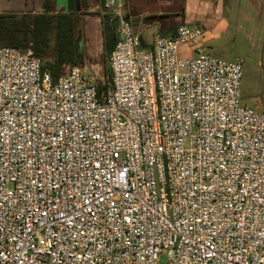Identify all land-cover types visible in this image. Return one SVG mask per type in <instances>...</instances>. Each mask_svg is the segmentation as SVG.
Segmentation results:
<instances>
[{
    "label": "built area",
    "instance_id": "obj_1",
    "mask_svg": "<svg viewBox=\"0 0 264 264\" xmlns=\"http://www.w3.org/2000/svg\"><path fill=\"white\" fill-rule=\"evenodd\" d=\"M108 89L0 46V264H264V111L244 59L180 24L144 47L126 0ZM190 44L192 58L179 55Z\"/></svg>",
    "mask_w": 264,
    "mask_h": 264
},
{
    "label": "rangeland",
    "instance_id": "obj_2",
    "mask_svg": "<svg viewBox=\"0 0 264 264\" xmlns=\"http://www.w3.org/2000/svg\"><path fill=\"white\" fill-rule=\"evenodd\" d=\"M86 6L80 7L77 29L80 45L83 51V71L92 80L99 83L105 81L103 68V29L100 14L109 15L112 23V10L100 8L99 0H86ZM40 0H0V11L13 13L10 23L19 24L23 14H32L42 10ZM61 11L64 7L54 8ZM253 23L244 24L248 35L244 31L234 32L222 46L216 50H209L212 55L232 61L237 57L244 59V74L242 79V103L258 111H264V16L256 18ZM53 42V39L51 43ZM165 257L161 258L164 264Z\"/></svg>",
    "mask_w": 264,
    "mask_h": 264
},
{
    "label": "trees",
    "instance_id": "obj_3",
    "mask_svg": "<svg viewBox=\"0 0 264 264\" xmlns=\"http://www.w3.org/2000/svg\"><path fill=\"white\" fill-rule=\"evenodd\" d=\"M104 1L99 0L100 8ZM86 0H65L64 9L55 11L50 0H44L43 10L28 16L23 14L19 24L10 23L13 13H0V46L14 45L24 49L33 43L34 53L43 61V69L51 72L56 79L73 65L83 62L77 23L80 7L86 6ZM57 8V7H56ZM103 29V68L105 81L97 83L99 93L110 86L111 68L109 56L119 39L118 20L114 16L112 23L109 15L100 14ZM53 39V42L51 43Z\"/></svg>",
    "mask_w": 264,
    "mask_h": 264
},
{
    "label": "crops",
    "instance_id": "obj_4",
    "mask_svg": "<svg viewBox=\"0 0 264 264\" xmlns=\"http://www.w3.org/2000/svg\"><path fill=\"white\" fill-rule=\"evenodd\" d=\"M126 3L130 23L144 47L152 44L156 33H173L182 23L197 24L205 28L203 50L209 53L220 48L234 32L252 33L244 24L264 16V0H126ZM179 55L192 58L197 52L185 44Z\"/></svg>",
    "mask_w": 264,
    "mask_h": 264
},
{
    "label": "flooded vegetation",
    "instance_id": "obj_5",
    "mask_svg": "<svg viewBox=\"0 0 264 264\" xmlns=\"http://www.w3.org/2000/svg\"><path fill=\"white\" fill-rule=\"evenodd\" d=\"M50 1H51V3L53 4L52 6H55V7H57V8H58V7H61V6L64 7V5L61 4V1H60V0H50ZM40 2H41V6H40V8H42V10H43V6H44L43 3H44V0H41ZM104 2H105V1H104ZM103 6H104V5H103ZM42 10H41V11H42ZM39 12H40V11H39ZM0 13H4V12H0ZM36 13H37V12H36Z\"/></svg>",
    "mask_w": 264,
    "mask_h": 264
},
{
    "label": "water",
    "instance_id": "obj_6",
    "mask_svg": "<svg viewBox=\"0 0 264 264\" xmlns=\"http://www.w3.org/2000/svg\"><path fill=\"white\" fill-rule=\"evenodd\" d=\"M61 1V3L62 4H64L65 3V0H60ZM133 28V27H132ZM134 30V29H133ZM135 32V31H134ZM136 33V32H135ZM162 34H164V33H162ZM97 83V82H96Z\"/></svg>",
    "mask_w": 264,
    "mask_h": 264
}]
</instances>
